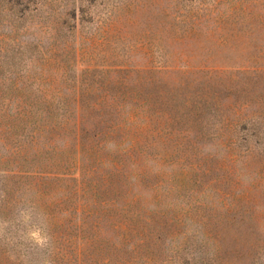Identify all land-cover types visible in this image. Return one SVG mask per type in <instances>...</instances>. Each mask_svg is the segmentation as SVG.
<instances>
[{"label": "rangeland", "instance_id": "obj_1", "mask_svg": "<svg viewBox=\"0 0 264 264\" xmlns=\"http://www.w3.org/2000/svg\"><path fill=\"white\" fill-rule=\"evenodd\" d=\"M3 80L90 132L55 140L82 191L11 196L0 264H264V0H0Z\"/></svg>", "mask_w": 264, "mask_h": 264}, {"label": "trees", "instance_id": "obj_2", "mask_svg": "<svg viewBox=\"0 0 264 264\" xmlns=\"http://www.w3.org/2000/svg\"><path fill=\"white\" fill-rule=\"evenodd\" d=\"M19 70L16 73H19ZM43 85V82L33 81L3 80L1 82L0 224H10L14 211H17L18 202L11 196L20 191L23 185L41 199L47 198L50 204L53 203L51 205L53 207L60 206L64 201L62 199L55 202L54 198L49 200L52 197L51 190L60 189L63 181L73 182L71 186L75 187L73 190L76 193L84 189L78 172L67 168V164H64L67 163L65 160L58 159L60 151L55 144V140L64 136V131L72 127L74 128L72 149L80 155L81 137L90 132L77 117L79 115L77 106H81L82 100H72L76 112L72 113L73 122L69 123L71 109L69 110L65 105L68 101L63 97L47 94ZM57 166L64 168L57 170L55 168ZM118 181L121 179L117 175L108 177L107 181L102 182L105 186L103 189L118 187L120 185ZM5 230L6 233H2L0 237V263L2 254L12 263L8 255L10 252H6L3 247L9 243L12 236L8 233L9 227H5ZM49 263L52 264L51 259Z\"/></svg>", "mask_w": 264, "mask_h": 264}]
</instances>
